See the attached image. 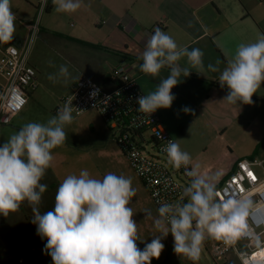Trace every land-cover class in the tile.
Masks as SVG:
<instances>
[{"label": "clouds", "instance_id": "9594fccd", "mask_svg": "<svg viewBox=\"0 0 264 264\" xmlns=\"http://www.w3.org/2000/svg\"><path fill=\"white\" fill-rule=\"evenodd\" d=\"M55 10L71 14L82 6L81 0H52ZM47 0H42L41 11ZM16 15L11 0H0V43L10 42L16 30ZM186 57L189 65L203 72V52L179 47L176 41L157 27L147 39L139 66L141 72L153 77L168 67L170 74L161 80L155 91L138 97L137 111L151 115L158 109L172 106V89L181 75L188 77L189 68H181L179 61ZM212 71L217 69L208 65ZM70 77L68 67L61 65L59 72L49 75L56 81ZM221 87L228 88L222 101L228 104H252V97L264 84V35L255 42L241 43L232 59L219 76ZM98 89L90 96L95 98ZM185 113L190 108L182 109ZM72 103H65L46 123L29 122L0 145V215L8 217L23 203L31 208L37 235L46 239L44 251L53 264H151L159 259L165 245L161 242L169 233L174 240V252L190 260L199 259L207 238L232 243L246 234L247 218L252 208L246 196L219 198L216 175L203 174L200 166L192 165V157L180 145L169 140L163 148L168 164L179 170L184 168L190 177L183 190L187 202H162L153 215L145 209L146 218L152 220L157 235L143 250L139 226L133 219L135 212L130 203L136 195L130 177L106 173L102 178L89 170L71 173L59 184L54 207L41 211L42 196L47 185L41 183L52 167L53 150L67 140L65 126L74 122Z\"/></svg>", "mask_w": 264, "mask_h": 264}, {"label": "crops", "instance_id": "0c3cea01", "mask_svg": "<svg viewBox=\"0 0 264 264\" xmlns=\"http://www.w3.org/2000/svg\"><path fill=\"white\" fill-rule=\"evenodd\" d=\"M81 2L79 10L67 14L57 12L51 0L48 10L44 13L45 24L40 26L41 31L50 34L57 55L67 63L73 73L55 94V106L61 97L72 91L82 73L88 74L107 89L115 88L117 81L113 77V71L121 64L130 69L144 95L155 91L161 80L170 74V69L165 67L158 76L153 77L141 72L139 66L143 62L141 56L146 41L157 27L170 35L179 47H186L189 51L200 49L203 52V72L198 67L189 65L186 57L178 62L181 68L187 67L191 73L188 77L181 75V81L172 89V94L174 96L179 94L178 86L182 82L194 89L204 87L207 96L201 105L208 106L211 91L221 90L225 94L229 91L226 86L221 87L217 74L212 70L211 72L208 65L225 66L220 68L222 73L239 44L255 42L264 35V0H81ZM11 6L16 15L14 38L10 42L0 43V48L8 44L22 45L30 35V27L36 18L35 13L38 14L35 0H11ZM69 19L73 22L69 23ZM34 63L38 67L35 60ZM37 71V87L29 90L28 103L16 116L25 109L28 113L32 110L28 106L32 95L44 100L38 90H41L46 82L39 67ZM252 100V104L238 102L224 106L231 108L235 113L233 122L239 121V128L244 132L243 143H264V129L257 128L260 122L258 116L264 114V84L253 95ZM188 103L190 106L194 104L190 100ZM195 107L197 106L194 105ZM256 108L260 110L259 115L254 111ZM156 112L161 117L164 128L171 135L169 108L158 109ZM72 115L74 122L65 126L67 140L63 146L53 150L52 167L47 170L50 181L44 183L41 181L47 185V191L42 197L45 204H41V211L53 209L59 184L66 175L78 174L81 169L89 170L97 178H102L108 172L130 177L136 190L130 207L135 212L133 219L139 226L142 240L137 241V246L143 250L145 244L154 238L153 235L158 234L153 228L152 220L145 217L144 210L149 209L155 215L157 205L130 166L101 115L93 109L79 116L73 112ZM245 117H248L246 121ZM176 134L181 139L180 142L184 143L182 135ZM221 137L224 139V135ZM182 150L189 153L186 148ZM242 155L219 166L215 173L216 186L232 174L239 159L257 154ZM193 165H197V162L192 158L191 167ZM200 171L206 174V170L201 167ZM183 202H187V198ZM29 219H32V216L26 214L28 222ZM29 231V243L22 246L17 259H9L5 264H29L37 257L38 246L45 247L46 239H41L36 228L30 223ZM161 242L165 245L164 250L159 259H152L151 264H165L169 260L174 245L172 235L169 233ZM23 249L32 253L31 256L22 257ZM20 258L23 261L20 262ZM43 264H53L51 256Z\"/></svg>", "mask_w": 264, "mask_h": 264}, {"label": "built area", "instance_id": "2783aa9c", "mask_svg": "<svg viewBox=\"0 0 264 264\" xmlns=\"http://www.w3.org/2000/svg\"><path fill=\"white\" fill-rule=\"evenodd\" d=\"M35 1L40 19L51 0H47L43 11L42 0ZM39 31L40 26L35 22L22 45L8 44L0 48V133L26 107L29 89L37 87V70L29 56L32 41ZM113 75L117 84L107 89L88 74H80L72 91L61 97L54 112L57 114L66 102L72 103L76 116L96 110L157 207L162 202H183V190L191 178L183 167L177 170L169 165L163 151L169 140L176 141L164 128L156 111L151 115L137 111V99L144 93L130 69L121 64L114 69ZM96 89L98 94L92 98L90 93ZM254 167L261 168L262 178L255 173ZM217 189L219 198L246 196L251 199L252 208L246 234L238 237L239 244L219 241L210 249L212 256L221 257L235 251L241 264H264V160L255 156L239 159L235 170Z\"/></svg>", "mask_w": 264, "mask_h": 264}, {"label": "rangeland", "instance_id": "374dc122", "mask_svg": "<svg viewBox=\"0 0 264 264\" xmlns=\"http://www.w3.org/2000/svg\"><path fill=\"white\" fill-rule=\"evenodd\" d=\"M44 15L38 19V14L35 13L36 18L34 23H38L39 26L45 24ZM68 22L72 23L73 20L69 19ZM53 45L55 43H52L50 34L41 30L38 36L32 41L29 60L35 66L36 70L38 67L41 69L42 77L46 82V85H43L42 89L38 90L43 95L44 100H40L37 95L31 96L28 106L32 110L28 113L25 109L23 113L13 118L11 124L3 127L0 133V145L7 141L11 135L25 124L29 122L46 123L49 118L56 115L54 110L59 102L55 106V94L64 86L73 73L67 63L57 55V51L53 48ZM34 60L38 63V67L34 63ZM61 65L68 67L70 77L67 80L61 77L55 82L49 80V75L57 74ZM212 66L217 69L213 73H216V77L219 79L218 76L221 75L220 68L223 65H220V67L216 65ZM181 77L179 81H181ZM178 92L179 94L175 96L172 106L169 108L171 135L180 145L181 149L186 148L189 151L195 162L206 170L207 175H215L219 166L225 165L231 159L235 160L245 153L248 154L247 156L249 154H257L253 156L264 160V143H243L244 132L239 128V121L233 122L235 113L232 112L231 108L224 106L228 104L226 101H222L227 94L221 90L211 91L209 93L211 96L208 101V106H204L201 105V102L207 96V90L204 87L194 89L182 82L178 86ZM187 100H190L194 104L190 106ZM194 105L197 107L194 108ZM184 107L190 108L191 111L185 113L182 110ZM257 109L254 111L259 115L258 111L260 110ZM246 119L248 117H245L244 121ZM258 119L260 122L257 128L262 130L264 129V114L262 116L259 115ZM176 133L182 135L184 143L180 142L181 139ZM147 134L149 135V133ZM222 135H224L225 140L221 137ZM253 169L262 178L261 168L254 167ZM48 181H50V176L47 171L42 182ZM42 203L45 204L44 199H42ZM30 210L31 208L25 202L18 211L10 213L8 217L0 215V264H5L9 259H17L22 246L29 243L30 222L26 220V214L32 216V211ZM219 241L222 240L207 238L204 241L199 259L196 261L190 260L186 256H178L173 250V245L169 260L165 264H241L235 251L221 257L212 256L210 249ZM233 243L235 245L239 244V238ZM38 248L39 253L37 257L29 264H43L49 260L50 255L45 253L43 245H39ZM239 250L242 249L239 247Z\"/></svg>", "mask_w": 264, "mask_h": 264}, {"label": "trees", "instance_id": "16d2710c", "mask_svg": "<svg viewBox=\"0 0 264 264\" xmlns=\"http://www.w3.org/2000/svg\"><path fill=\"white\" fill-rule=\"evenodd\" d=\"M92 46V45H91ZM143 63V62H142ZM29 218V217H28ZM30 220V224H32L34 226V228H36V225H34L31 220L32 219H29ZM34 253V252H33ZM32 253H30L29 251H26V249H23L22 250V253H21V256L22 257H25V258H28L29 256H31Z\"/></svg>", "mask_w": 264, "mask_h": 264}]
</instances>
